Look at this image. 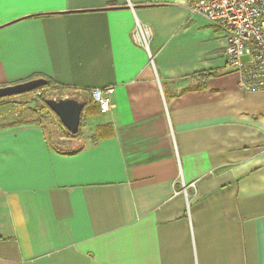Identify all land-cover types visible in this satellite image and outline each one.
<instances>
[{
  "label": "crops",
  "instance_id": "crops-1",
  "mask_svg": "<svg viewBox=\"0 0 264 264\" xmlns=\"http://www.w3.org/2000/svg\"><path fill=\"white\" fill-rule=\"evenodd\" d=\"M202 1L0 0V88H114L73 154L0 116V264H264V92Z\"/></svg>",
  "mask_w": 264,
  "mask_h": 264
},
{
  "label": "built area",
  "instance_id": "built-area-1",
  "mask_svg": "<svg viewBox=\"0 0 264 264\" xmlns=\"http://www.w3.org/2000/svg\"><path fill=\"white\" fill-rule=\"evenodd\" d=\"M191 12L226 34L225 58L228 68L238 74V89L264 92V0H203ZM132 37L147 47L151 32L137 24ZM113 92L111 86L90 91L100 114L110 112Z\"/></svg>",
  "mask_w": 264,
  "mask_h": 264
},
{
  "label": "rangeland",
  "instance_id": "rangeland-1",
  "mask_svg": "<svg viewBox=\"0 0 264 264\" xmlns=\"http://www.w3.org/2000/svg\"><path fill=\"white\" fill-rule=\"evenodd\" d=\"M59 97H61V99L69 98L76 100L75 97L73 98L71 95L62 96L56 93L54 94L52 91L41 90L34 93L32 92L31 94L1 100L0 110L4 106H9L11 110L3 114H10V116L17 117L19 112L27 119H29L30 116L32 120L34 119L40 124L51 149L65 153L74 152L84 146L82 135L87 134L89 128L97 126L100 114L96 106H94L95 104L93 105V103H91V105L86 106L81 113L79 133L75 138H71L70 134L60 124L59 119L47 108V106V110L44 111V115L47 116L46 118L42 116V113H38L41 106V98L45 100H59Z\"/></svg>",
  "mask_w": 264,
  "mask_h": 264
},
{
  "label": "water",
  "instance_id": "water-1",
  "mask_svg": "<svg viewBox=\"0 0 264 264\" xmlns=\"http://www.w3.org/2000/svg\"><path fill=\"white\" fill-rule=\"evenodd\" d=\"M47 85L44 79H34L24 83L0 88V100L30 94ZM47 108L59 119L62 127L72 136L79 132L81 113L84 105L74 99L45 100Z\"/></svg>",
  "mask_w": 264,
  "mask_h": 264
},
{
  "label": "trees",
  "instance_id": "trees-1",
  "mask_svg": "<svg viewBox=\"0 0 264 264\" xmlns=\"http://www.w3.org/2000/svg\"><path fill=\"white\" fill-rule=\"evenodd\" d=\"M46 81H47V85L46 86H44V87H42V88H40V89H38V90H36L34 92L41 91V90H48V91L54 92V94L56 93V94H59V95H62V96H70L71 95V97H73V98L75 97L76 100H78L79 102L83 103L84 106H87V105L92 103V101L90 99V91H88V90H76V89H72V88H69V87L62 86V85H58V84H56L53 81L48 80V79H46ZM59 98L61 99V97H59ZM40 100H41V106H40V109H39L38 113L39 114L42 113L43 114L42 116L44 118H46L47 116L44 115V111L47 110L46 109V105L44 103L45 99L41 98ZM10 108L11 107H9V106L2 107V109L0 110L1 111L0 112V116L4 115L3 114L4 112H7L8 110H11ZM22 116H23V114L21 115L19 112H18V116L17 117L13 116V118H19V120L22 119V121H20L21 123H14L16 126H18V124H20V125L29 124V125H34V126L40 127V124L36 120H34V119L32 120L30 118V116H29V119H27L25 116L23 118ZM15 125H10V126H15ZM76 136L77 135H75V136L70 135L71 138H75ZM59 153H65V152H59ZM73 153L74 152H69L67 154H73Z\"/></svg>",
  "mask_w": 264,
  "mask_h": 264
}]
</instances>
